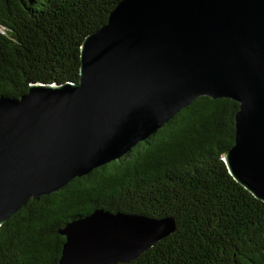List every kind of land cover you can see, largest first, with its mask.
<instances>
[{"label":"water","instance_id":"95a60500","mask_svg":"<svg viewBox=\"0 0 264 264\" xmlns=\"http://www.w3.org/2000/svg\"><path fill=\"white\" fill-rule=\"evenodd\" d=\"M202 97L240 105L231 176L264 202V0H123L81 48L78 83L0 97V228L30 200L118 161ZM175 218L96 210L58 264H127Z\"/></svg>","mask_w":264,"mask_h":264},{"label":"trees","instance_id":"16d2710c","mask_svg":"<svg viewBox=\"0 0 264 264\" xmlns=\"http://www.w3.org/2000/svg\"><path fill=\"white\" fill-rule=\"evenodd\" d=\"M123 0H0V97L78 83L85 39ZM240 105L202 97L122 159L30 200L0 228V264H58L71 222L96 210L177 230L127 264H264V202L229 173Z\"/></svg>","mask_w":264,"mask_h":264}]
</instances>
